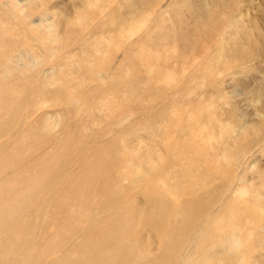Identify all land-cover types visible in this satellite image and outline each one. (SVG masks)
Masks as SVG:
<instances>
[{"label": "bare ground", "instance_id": "obj_1", "mask_svg": "<svg viewBox=\"0 0 264 264\" xmlns=\"http://www.w3.org/2000/svg\"><path fill=\"white\" fill-rule=\"evenodd\" d=\"M40 1L61 16L29 20L18 3L0 0V264H237L222 247L235 227L247 241L242 264H264V235L261 248L253 246L264 215L245 199L221 200L231 182L226 149L264 135V90L253 92L261 104L250 120L216 107L207 87L218 77L202 79L180 104L173 88L195 66L222 69L224 58L238 57L235 43L217 38L222 13L204 5L205 29L190 37L179 18L177 28L172 20L165 26L155 13L160 0ZM30 22L44 23L54 47H41ZM136 28L144 30L137 41L165 63L163 73L134 44L119 47ZM90 32L102 45L84 41ZM33 44L35 68L26 53ZM87 65L106 68V76H88ZM168 70L178 76L171 72L161 86ZM40 102L49 108L34 114ZM223 131L230 134L216 151Z\"/></svg>", "mask_w": 264, "mask_h": 264}, {"label": "rangeland", "instance_id": "obj_2", "mask_svg": "<svg viewBox=\"0 0 264 264\" xmlns=\"http://www.w3.org/2000/svg\"><path fill=\"white\" fill-rule=\"evenodd\" d=\"M6 1H9L10 3H15V2L18 3L19 4L18 10L21 11V14H19V16H21L22 13L24 15L28 14L29 20L31 14H32L31 19L33 18L32 20L36 19L37 17L38 18L48 17L51 14L53 16L52 19L57 18L59 15L61 16V13L59 14L57 9L48 8L49 6L45 2H42L40 0H37V5L36 2L34 3L30 2L27 4V2L25 1L21 2L20 0H18V2L17 0L16 1L6 0ZM65 1L66 0H62L61 2L63 3ZM172 1L174 0H160L159 6L157 5L158 8L156 9L155 12V13L159 12L161 16L165 17L164 18L166 20L164 22L165 26H167L166 24L170 23L171 20L173 23H175L173 21L174 17L177 19L179 18V24H180L179 28L180 30L182 29L183 33L185 32L190 37H193L195 35L194 32L199 31V35H200L201 30L205 29L203 26H199L204 24L206 21V17L203 16V9L205 5L206 8L208 7L209 9H212L213 12L217 13V11H219L223 15V19L221 22L222 26L220 25L218 27L217 38L219 37L223 38L224 40L223 42L226 43L227 42L230 43L232 41V43H235V48L241 51L238 52L239 53L238 57L235 58L232 57L231 60L224 58L223 60L227 62L226 64L227 67H224L222 69L210 68V67L208 69L207 67L205 69L198 70V68L195 66L190 72V74L186 76L183 82L179 84L178 83L174 84L173 86L175 90L179 91L178 93L179 104L183 100L188 101V97L190 98V95H196L199 92L200 87L202 85V79H213L215 77H218L216 83L212 84V80H211V82H209L211 84L208 85L207 87V90H209V92L210 90L213 91L210 93L211 94L213 93L212 96L213 98H215L214 103L216 107H218L221 111L227 110L226 108L228 107H230L231 110H233L234 108L235 111H237V113L244 114L250 120L254 119L255 116L252 115V113L254 114V111L249 107L248 101L250 98H252L253 92H255L257 87H261V89L264 90L263 89L264 88V80H263L264 79V0H217L218 2L216 1V3L213 1L212 3L211 0H192V1L185 0L183 2L184 4L183 7H178L177 4H173L174 7L170 8L171 10H167L166 9L167 7L165 6L169 5L170 2ZM187 1H189L190 3ZM210 2L214 5L211 6ZM210 17L214 19L215 13L214 16H210ZM28 24L29 25H27V27L31 31H34L35 32L34 34L37 37H40V39H42V42L40 43L41 47H44L46 49L54 47L53 45L55 43H51L48 39L47 41L45 40L44 34H46L47 32L44 23L32 24L30 22ZM174 25H176V23ZM76 26L77 25L75 24H68L67 28L71 27L70 29L71 31H73L76 29ZM3 31H6V28L4 26H3ZM15 31L16 29L10 31V33L14 34L13 32ZM142 31L144 30H142L141 28H136L135 30H133L132 33H130L128 36L124 38L125 43L124 44L121 43L122 45H120L119 47H122L124 51L125 49L127 50L130 44L131 45L134 44L135 46L139 47L141 50V56L147 61V64H153L154 66H156L155 70L158 71L157 74H161L163 73V70L164 71L166 70L165 65H163L165 63H163L162 60H159L161 57L153 53H150L148 51L149 50L148 45H144V44L142 45V43H139L137 41L136 37L139 36L141 37L142 34L144 35ZM168 34L170 35V32ZM197 36L198 35H196V37ZM103 39L107 40L106 37H104ZM84 41L86 43L91 42L90 44L94 46L102 45V39L100 40V38L96 35H93L92 32L86 35ZM150 42H154V40L151 39ZM34 45L35 44H33V46L30 45L28 47V49L29 48L30 49L27 50L26 53L29 55L28 57H31V61H33L31 62V65L32 66L34 65L35 68L38 66L39 57L36 55L38 49ZM31 49L35 51H32ZM244 51L245 53H242ZM11 56L13 58V55ZM50 57H49V61L48 59H46L47 63H50V61H54L53 57L52 58ZM213 60L211 61V63L213 62ZM89 66L90 65H87L85 70L88 76H92V73L95 71H102L103 73L107 72L106 68H97L93 70L90 69ZM171 72H173V74L177 78L178 72L168 70L165 72L164 79L159 81L161 86L170 85L171 82L169 78ZM211 73L214 74L209 76ZM106 74L107 73H105V76ZM158 77L160 78V76ZM160 84L158 86H160ZM220 97L223 100L227 99L228 102L230 103H227L226 105L224 103H220ZM42 103L43 102L39 103L38 105L39 107L38 106L35 107L36 111L34 112V114H37L39 112H45L44 110L47 111L49 107L45 105L46 103H43L44 106L41 105ZM231 103L233 105H231ZM222 104H224L225 106L224 108H221ZM234 114L236 113L234 112L229 113L228 118L233 119L230 117H233ZM227 134H225V131H223V133L220 132L218 138L219 140L217 139L215 142L212 143L213 149L215 147L216 151H218L219 149L223 148V146L226 144L225 141L227 139ZM223 136L225 137V139ZM257 138L258 139L255 142L250 141L246 138L242 139L241 141L239 140L236 143V148L230 146L225 151L226 156L229 159V169L231 170V182L229 183L228 190H226L225 195L222 196L221 200L223 202H225L226 200L228 202V205H230L231 202H233V200H236V197L240 199V197L236 195L237 190L244 189L246 190L247 195L246 197L241 198V200L245 199L246 201H249L252 206L255 205L257 208L262 207L261 205L264 194V135L262 133H259L257 135ZM128 152L130 159L133 160V163H138L135 162V158H137L140 155L139 154L140 152L137 151L135 148L129 149ZM230 156L235 157L236 160L232 161L230 159ZM123 183H126V180H123ZM155 185L159 189L162 188V190H164V184L160 179H156ZM241 195H243V193ZM174 202H177V200L174 199ZM262 233L263 231L256 229L254 240L256 239L257 242L254 241L253 244L255 250L260 249L261 246L263 245V244L260 245L259 242L260 240H263L261 239V237L263 238L264 233L263 234ZM222 247L223 249L225 248L224 250H227V248L224 247V244H222ZM12 259H14V257L11 258V260ZM13 261L14 260H12V262Z\"/></svg>", "mask_w": 264, "mask_h": 264}, {"label": "clouds", "instance_id": "obj_3", "mask_svg": "<svg viewBox=\"0 0 264 264\" xmlns=\"http://www.w3.org/2000/svg\"><path fill=\"white\" fill-rule=\"evenodd\" d=\"M261 104V100L257 97L250 98L248 101V105L253 111ZM259 115V114H257ZM233 134L239 132L240 134H247V129L246 128H235L233 127L231 129ZM224 159V158H222ZM219 162V161H218ZM225 163H228L227 159H224ZM243 193V195H241ZM236 195L240 198H244L247 195L246 190L244 189H238ZM257 211L261 214L264 215V208H259ZM251 235V234H249ZM247 241L243 238L241 229L239 227H235L233 231L230 233V235L227 237L226 241L224 242V247L227 248L229 253L233 256L237 257V264H242V256L244 252V248L246 245Z\"/></svg>", "mask_w": 264, "mask_h": 264}]
</instances>
